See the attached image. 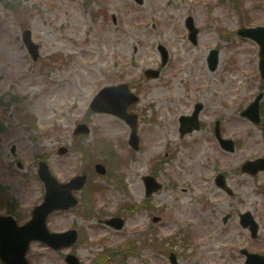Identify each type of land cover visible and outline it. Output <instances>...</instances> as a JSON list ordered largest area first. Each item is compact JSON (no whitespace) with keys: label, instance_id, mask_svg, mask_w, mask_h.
<instances>
[{"label":"rangeland","instance_id":"374dc122","mask_svg":"<svg viewBox=\"0 0 264 264\" xmlns=\"http://www.w3.org/2000/svg\"><path fill=\"white\" fill-rule=\"evenodd\" d=\"M219 1L0 0V212L12 211L19 223L29 220L30 209L43 196L34 172L37 158L45 156L63 181L86 172L101 186L92 196L96 208L110 214L144 199L143 176L157 179L162 188L150 197L152 209L127 219L125 233L131 237L148 236V226L155 225L162 235L193 230L196 241L214 246L212 236L224 228L232 229L231 237L239 235L237 240L246 237L238 214L249 211L263 228L257 247H264V172H240L244 161L264 157L261 126L241 116L261 88L258 46L236 34L243 25L264 26V0H240L238 12L232 0ZM246 14L250 21L243 22ZM187 17L199 29L194 46L184 26ZM24 29L38 45L36 61L22 44ZM160 46L168 51L165 65ZM213 49L219 50V63L211 72L207 55ZM146 69L161 73L147 79ZM120 82L139 96L128 108L137 115L138 151L128 146L130 127L123 120L89 109L96 92ZM12 96L23 101L12 102ZM197 103L203 105L200 128L181 137L178 121ZM216 121L222 136L234 140L231 153L215 139ZM79 123L91 128L89 135H79L91 153L88 163L76 148L79 136L73 135ZM103 141L124 159L118 172L127 192L112 177L102 181L93 171L97 162L113 171ZM59 147L67 154L58 155ZM217 173L227 177L231 195L215 185ZM225 214L231 221L223 224ZM154 216L165 225L153 223ZM76 218L82 225L73 211L53 215L48 227L62 232ZM87 225L95 230L96 219ZM37 251L38 264H65L42 245L34 246L32 254Z\"/></svg>","mask_w":264,"mask_h":264},{"label":"flooded vegetation","instance_id":"af4514ba","mask_svg":"<svg viewBox=\"0 0 264 264\" xmlns=\"http://www.w3.org/2000/svg\"><path fill=\"white\" fill-rule=\"evenodd\" d=\"M260 93L263 98L261 108L264 116V82ZM73 212L78 215L83 226L77 218L74 223L68 225L67 229L72 226L78 228V239L73 246H67L65 249L63 259L66 264H251V253L264 255V247H257L259 243L255 238L258 232L253 238L248 235V228H243L245 232L247 231L246 237L240 236L241 239L238 240L239 235L231 237L229 234L232 229L226 228L214 236L216 245L207 246L202 245L204 242L199 243L195 240L194 232L162 235L156 232L154 226L149 225V235L136 238L125 233L128 222H125L121 229L105 224L106 219L115 216H121L125 221L122 211L115 210L114 214H110L93 208V210L83 209V211ZM68 214L70 213H63V215ZM226 216V220L223 219L225 223L230 220V215ZM94 219L97 225L95 230L93 226L87 225ZM114 235L115 237L127 235V237L112 239ZM261 245L263 246L264 243ZM31 250L26 256L27 260L29 264H38L37 259L40 257L38 254H32ZM68 256L71 259L66 261L65 257Z\"/></svg>","mask_w":264,"mask_h":264},{"label":"water","instance_id":"95a60500","mask_svg":"<svg viewBox=\"0 0 264 264\" xmlns=\"http://www.w3.org/2000/svg\"><path fill=\"white\" fill-rule=\"evenodd\" d=\"M187 26H189L191 30V34L189 35L190 40L195 43L196 31L192 28L190 19L187 21ZM23 33L24 43L27 45L33 57L36 58V46L31 43V33H29V31H24ZM238 33L246 37L249 36L260 44L259 66L261 76L264 78V28L248 31L240 30ZM161 52L163 62H165L167 60L166 51L161 49ZM217 59V52H211L208 59V66L211 70H215ZM146 75L157 76V72L147 71ZM260 99V96H258L257 99L246 109V111L243 112L244 116L255 123L260 122L258 109ZM136 100V97L128 93V87L126 85H120L118 87H109L100 90L90 104L91 109L95 112L113 113L114 115L123 118L132 127V133L130 136L131 140L129 143L135 149L138 148V137L136 136L135 126L136 118L135 116L128 115L126 110L128 106ZM201 107L202 106L200 104H197L193 116L181 120L182 122L179 130L182 135L183 133L190 132L193 129H198L197 117ZM79 132L88 133V129L83 125H79L75 133L79 134ZM215 133L219 143H221L226 150L231 152L233 150L232 141L222 140L217 128ZM60 153H62L61 150ZM244 164L243 171H247L251 174H254L258 170H264V159L255 160L254 162H246ZM95 171L103 175L105 173L104 166L99 164L95 165ZM37 173L40 180L44 184V197L39 205H36V207L32 209V219L25 225L17 226L16 220L12 216H0V256L4 253L17 255L22 248L23 250H26V247L30 245L32 241L45 242L51 247L57 249L66 245L65 236L67 234L50 233L48 227H46V221L50 213L54 210H68L76 205V200L73 199L74 197H72V193L70 194V192L72 190L81 189V187L85 184V175L74 177L68 183L61 184L57 182L56 178L50 172L49 166L44 162L39 163ZM143 179L148 195H150L153 191H157L159 185H156L153 179L149 177ZM218 185L220 187L223 186V182L221 183L220 179L218 180ZM245 217L249 218V215L245 214L243 218L245 219ZM253 225L254 224L251 223V226ZM71 235L74 236V231L71 232Z\"/></svg>","mask_w":264,"mask_h":264},{"label":"bare ground","instance_id":"6f19581e","mask_svg":"<svg viewBox=\"0 0 264 264\" xmlns=\"http://www.w3.org/2000/svg\"><path fill=\"white\" fill-rule=\"evenodd\" d=\"M151 134V136L154 138V141L156 140V135H154L155 133L154 132H152V133H150Z\"/></svg>","mask_w":264,"mask_h":264}]
</instances>
